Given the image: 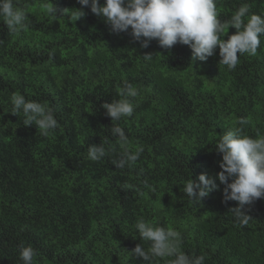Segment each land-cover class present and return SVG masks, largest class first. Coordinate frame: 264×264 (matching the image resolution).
Instances as JSON below:
<instances>
[{"label":"trees","instance_id":"1","mask_svg":"<svg viewBox=\"0 0 264 264\" xmlns=\"http://www.w3.org/2000/svg\"><path fill=\"white\" fill-rule=\"evenodd\" d=\"M46 2L15 0L30 21L18 34L0 21V264H22V244L36 250L33 264H147L126 253L148 246L134 228L141 218L180 232L182 250L205 255L204 264H264V199L249 206L252 219L240 227L228 212L236 202H222L218 180L199 204L182 192L187 179L221 171L215 144L241 118L246 135L264 132V36L255 56L240 55L228 70L218 47L192 62L188 46L166 50L152 40L141 48L130 29L111 32L87 7L75 22L53 20ZM242 3L264 13V0H216L218 19ZM235 31L225 29L223 39ZM124 81L139 95L133 115L118 124L129 149L143 151L135 165L116 169L123 149L109 129L117 122L100 105L120 99ZM16 93L51 107L59 126L47 136L24 126L10 112ZM105 140L107 155L91 161L88 146Z\"/></svg>","mask_w":264,"mask_h":264},{"label":"clouds","instance_id":"2","mask_svg":"<svg viewBox=\"0 0 264 264\" xmlns=\"http://www.w3.org/2000/svg\"><path fill=\"white\" fill-rule=\"evenodd\" d=\"M80 8L58 9L51 0L44 7L47 16L56 20L65 18L75 22L83 18V10L89 8L91 13L110 27L113 33L129 32L133 39L139 42L141 48H147L152 40H156L161 48L170 50L174 45H186L191 50L192 62H205L219 49V64L234 70L239 64V56L248 54L255 56L260 48V37L264 36V13H253L247 3H242L224 22L218 17L216 0H77ZM59 13V17L58 14ZM26 11L18 7L15 0H0V21L10 34H18L30 24ZM234 28L235 34L223 39L225 29ZM149 60L151 55L143 56ZM118 95L120 99L112 103H102L100 107L105 115L111 118L109 131L118 137L122 147L119 159L113 160L116 169H124L135 165L143 151L135 152L128 147L129 140L118 122L124 117H131L138 97V90L128 81H124ZM11 110L14 115L23 118L24 126L35 125L41 135L47 136L59 125L54 110L42 103L26 100L22 94L10 97ZM248 121L241 118L238 125L219 136L215 150L222 155L219 162L221 171L215 177L199 174L195 179H187L183 184V193L193 204H199L212 191L219 189L218 180L223 185V200L236 202L230 207L234 221L240 227L246 226L252 219L248 212L250 205L257 199H264V132L257 129L255 138L246 135L243 125ZM105 143L89 145L87 156L91 161L102 160L106 155ZM144 186L150 191L156 189L144 181ZM131 188L132 185H125ZM161 204V203H160ZM161 207L163 208L162 204ZM134 228L142 242L131 251H126L129 257L142 258L147 264H204L205 255H189L182 250V236L174 229L157 226L141 218ZM19 259L22 264H33L37 255L31 246L19 247Z\"/></svg>","mask_w":264,"mask_h":264}]
</instances>
